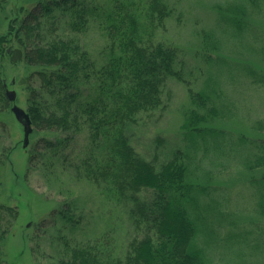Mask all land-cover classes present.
<instances>
[{
	"label": "trees",
	"instance_id": "trees-1",
	"mask_svg": "<svg viewBox=\"0 0 264 264\" xmlns=\"http://www.w3.org/2000/svg\"><path fill=\"white\" fill-rule=\"evenodd\" d=\"M7 2L0 0V10ZM249 2L255 10L264 0L230 2L219 13L220 23L245 49L252 31ZM172 14L167 0H38L23 16L10 20L8 31L0 35V57L8 52L4 43L14 38L24 52L22 60L34 68L25 86L34 128L56 133L54 139L39 138L30 150L29 167L59 160L75 135L86 131L83 155L70 161L74 174L125 203L141 234L130 240L124 255L111 231L77 242L60 235L59 264H211L208 229L224 210H219L223 203L216 194L218 187L195 174L196 155L208 149L210 140L216 146L232 140L237 156L242 146L248 147L251 157H239L247 169L264 166V137L217 127L215 120L224 114L219 87L195 90L177 67L178 49L155 40ZM92 22L106 39L100 63L78 36ZM251 35L261 38L257 32ZM212 38L208 33L207 44L217 48L219 40ZM261 44L258 52L264 62V41ZM238 66L254 83L264 85V68ZM170 77L188 87L183 145L177 144L164 158L155 153L148 159L134 146L132 131L144 114L163 106ZM6 80L0 61V111L11 106ZM253 127L264 130V120ZM251 183L256 188V211L264 216V174ZM66 204L68 209L52 214L58 212L74 226L78 221L70 213L74 204ZM18 216L17 205L0 202V264H9L3 257V242Z\"/></svg>",
	"mask_w": 264,
	"mask_h": 264
},
{
	"label": "rangeland",
	"instance_id": "rangeland-1",
	"mask_svg": "<svg viewBox=\"0 0 264 264\" xmlns=\"http://www.w3.org/2000/svg\"><path fill=\"white\" fill-rule=\"evenodd\" d=\"M38 0H8L0 10V35L8 31L9 21L23 16L24 11ZM173 14L164 28L156 32L155 40L175 46L179 51V64L184 77L195 90L218 86L220 107L224 111L215 125L236 135L264 137V130L253 127L264 120V85L254 83L239 68L240 63L264 68L258 52L264 41V3L254 10L249 2L248 20L252 31L245 40L246 47L234 39L219 13L223 6L239 0H167ZM261 38H255L254 33ZM218 39L217 48L207 44V34ZM82 45L98 63L104 61L106 43L99 27L92 22L87 32L78 35ZM5 47H19L13 38ZM5 52L0 61L9 88L17 91L16 103L27 109L26 78L34 69L23 60L11 61ZM209 57H212V61ZM218 57H222L219 60ZM208 58V59H207ZM12 79L16 82L12 84ZM190 106L188 87L184 81L170 77L164 89L161 108L144 114L132 131V142L146 158L155 153L164 158L177 144H182L181 125ZM66 133H63L65 135ZM56 133L33 128L29 145L24 148V128L17 120L11 106L0 111V202L17 205L19 216L3 242V257L9 264H59L60 235L73 242L93 239L105 232L116 236L121 255L135 236H141L133 227L125 203L100 193L97 185L78 178L70 161L84 153L87 132L76 134L59 160H49L42 166L29 167L30 150L41 137L54 139ZM235 142L216 146L209 141L208 149L196 155L194 171L211 186L218 187L220 203L216 222L209 227L208 256L211 264H264V216L256 211V188L253 178L264 174V166L247 169L241 162L251 157L247 146H242L237 156ZM224 146V150L222 147ZM67 160H63L64 158ZM48 167V168H46ZM149 196L150 192H143ZM78 219L73 226L55 209H68ZM53 215V216H52Z\"/></svg>",
	"mask_w": 264,
	"mask_h": 264
},
{
	"label": "water",
	"instance_id": "water-1",
	"mask_svg": "<svg viewBox=\"0 0 264 264\" xmlns=\"http://www.w3.org/2000/svg\"><path fill=\"white\" fill-rule=\"evenodd\" d=\"M8 51L9 52L12 51L10 58H11V61L13 62H16L17 60H21L23 58V50L19 47H16L14 49L9 47ZM25 81L26 79L23 77L18 81V83L23 84L25 83ZM15 82L16 80L12 79L11 83L14 84ZM5 86H6V92H7L8 98L11 102H13L11 106V110L14 112L17 120L23 125V128H24L23 146L26 148L29 145V142H30L29 137L33 131V124H32L31 117L25 108L21 107L20 105L16 103L17 91L15 89L9 88L8 83L6 81H5Z\"/></svg>",
	"mask_w": 264,
	"mask_h": 264
}]
</instances>
